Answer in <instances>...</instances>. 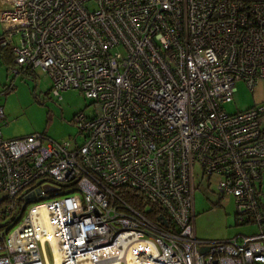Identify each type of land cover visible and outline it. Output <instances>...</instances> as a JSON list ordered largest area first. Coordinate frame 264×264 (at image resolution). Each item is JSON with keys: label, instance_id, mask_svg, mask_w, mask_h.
I'll return each instance as SVG.
<instances>
[{"label": "built area", "instance_id": "obj_1", "mask_svg": "<svg viewBox=\"0 0 264 264\" xmlns=\"http://www.w3.org/2000/svg\"><path fill=\"white\" fill-rule=\"evenodd\" d=\"M0 26L8 75L92 103L80 143L0 130V264H264V104L224 109L264 79V0H0ZM196 177L255 231L198 239Z\"/></svg>", "mask_w": 264, "mask_h": 264}, {"label": "rangeland", "instance_id": "obj_2", "mask_svg": "<svg viewBox=\"0 0 264 264\" xmlns=\"http://www.w3.org/2000/svg\"><path fill=\"white\" fill-rule=\"evenodd\" d=\"M4 36L0 26V40ZM13 44H18L17 36L13 37ZM11 47L12 43L0 48V106L3 107L6 121L1 126L3 136L17 138L41 133L54 140L76 138L80 143L82 137L71 123L72 118L80 111L87 113L92 110L91 101L75 89H67L54 95L51 92V79L40 69L28 76L8 75L6 68L13 60ZM11 83L12 89H7ZM3 90L6 91L2 93ZM250 98L251 89L242 81H237L233 99L224 105V109L228 113L244 110ZM195 182L198 186L194 191V232L198 239L219 241L250 231L244 225L237 224L233 198L223 197L218 200L213 185L207 190L206 184L199 182L197 177ZM44 256L52 264L47 244Z\"/></svg>", "mask_w": 264, "mask_h": 264}, {"label": "crops", "instance_id": "obj_3", "mask_svg": "<svg viewBox=\"0 0 264 264\" xmlns=\"http://www.w3.org/2000/svg\"><path fill=\"white\" fill-rule=\"evenodd\" d=\"M1 47H4V45L0 44V48ZM6 70H7V68H6ZM258 104H264V79L259 80L257 82V84L251 89V98H250L249 102L247 103V106L245 109L250 108V107L255 106V105H258ZM2 125H5V124L0 125V130H1ZM1 134L3 136L2 130H1ZM244 227H246L247 229H250V231H248V233L254 232L255 228H256L254 226H247V225H245Z\"/></svg>", "mask_w": 264, "mask_h": 264}, {"label": "bare ground", "instance_id": "obj_4", "mask_svg": "<svg viewBox=\"0 0 264 264\" xmlns=\"http://www.w3.org/2000/svg\"><path fill=\"white\" fill-rule=\"evenodd\" d=\"M48 238L51 240V243H54V238H53V234L52 233H49L48 232ZM54 257H55V264H58V256H57V253L55 252L54 254Z\"/></svg>", "mask_w": 264, "mask_h": 264}, {"label": "trees", "instance_id": "obj_5", "mask_svg": "<svg viewBox=\"0 0 264 264\" xmlns=\"http://www.w3.org/2000/svg\"><path fill=\"white\" fill-rule=\"evenodd\" d=\"M9 61H10V60H8V62H9ZM11 62H12V61H10V63H8V65H7V66H10V65H11ZM149 217H150V218H153V215H152V214H150V215H149Z\"/></svg>", "mask_w": 264, "mask_h": 264}]
</instances>
